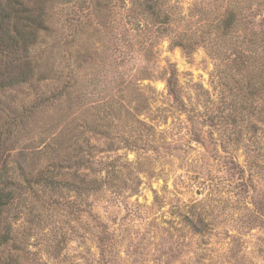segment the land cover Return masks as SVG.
<instances>
[{
	"label": "rangeland",
	"instance_id": "1",
	"mask_svg": "<svg viewBox=\"0 0 264 264\" xmlns=\"http://www.w3.org/2000/svg\"><path fill=\"white\" fill-rule=\"evenodd\" d=\"M133 1L55 0L33 80L0 91L3 171L47 172L78 147L77 181L96 182L16 205L33 221L16 224L28 235L19 264H264V96L248 98L243 72L198 39L226 0H166L162 26L130 19ZM64 86L69 102L44 104Z\"/></svg>",
	"mask_w": 264,
	"mask_h": 264
},
{
	"label": "trees",
	"instance_id": "2",
	"mask_svg": "<svg viewBox=\"0 0 264 264\" xmlns=\"http://www.w3.org/2000/svg\"><path fill=\"white\" fill-rule=\"evenodd\" d=\"M54 1L0 0V91L29 84L33 80L35 69L29 54L41 32L48 30L47 21ZM167 1L134 0L137 10H132L129 17L138 22H141L138 19H145L152 21L153 25H166L169 21L165 9ZM80 9L74 5L64 8L68 12L65 24L76 26L74 29L79 27ZM97 9L100 11V8ZM205 29L208 31L203 32ZM200 32L198 39L207 42L213 56L219 60L223 53L227 64L236 65V71L243 72L247 97L251 99L259 94L264 96V0H226L225 5L216 7L213 18L202 25ZM188 42V38L186 41L177 39L174 45L184 51ZM174 77L170 73L165 84L168 96L178 105L181 103V95ZM74 93L64 86L43 101L48 105L64 97L69 102ZM65 149L62 147V151H56V159L47 166V172L40 171L32 175L31 171L20 169V173L15 175L0 168V264H19L24 251L23 243L28 235L23 226H20L19 232L16 224L19 216L25 224L33 222L30 211L22 208L18 214L14 210L18 203L21 205L26 199L37 203L39 200L34 197L38 191L57 192L60 187L73 193L88 194L93 190L95 180L76 179L81 170L87 169L81 157L82 150L75 147L73 153H69ZM42 203L40 205L44 206ZM95 238L98 248L104 251L108 241L100 235Z\"/></svg>",
	"mask_w": 264,
	"mask_h": 264
}]
</instances>
